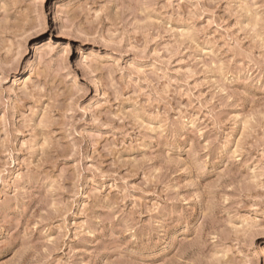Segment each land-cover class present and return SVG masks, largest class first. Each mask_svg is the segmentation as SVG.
Returning a JSON list of instances; mask_svg holds the SVG:
<instances>
[{
    "label": "rangeland",
    "instance_id": "1",
    "mask_svg": "<svg viewBox=\"0 0 264 264\" xmlns=\"http://www.w3.org/2000/svg\"><path fill=\"white\" fill-rule=\"evenodd\" d=\"M0 264H264V0H0Z\"/></svg>",
    "mask_w": 264,
    "mask_h": 264
}]
</instances>
